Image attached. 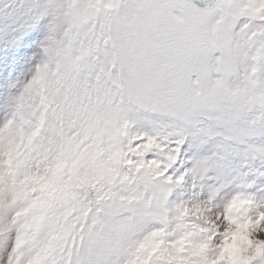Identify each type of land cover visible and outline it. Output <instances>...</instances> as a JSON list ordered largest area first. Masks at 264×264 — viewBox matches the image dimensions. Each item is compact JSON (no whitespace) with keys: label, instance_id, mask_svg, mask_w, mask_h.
Instances as JSON below:
<instances>
[{"label":"snow or ice","instance_id":"obj_1","mask_svg":"<svg viewBox=\"0 0 264 264\" xmlns=\"http://www.w3.org/2000/svg\"><path fill=\"white\" fill-rule=\"evenodd\" d=\"M0 264H264V0H0Z\"/></svg>","mask_w":264,"mask_h":264}]
</instances>
